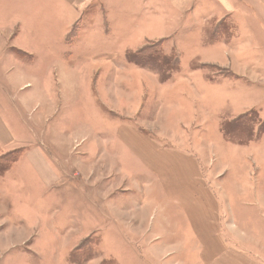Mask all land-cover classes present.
<instances>
[{
  "label": "rangeland",
  "instance_id": "obj_1",
  "mask_svg": "<svg viewBox=\"0 0 264 264\" xmlns=\"http://www.w3.org/2000/svg\"><path fill=\"white\" fill-rule=\"evenodd\" d=\"M50 2L52 1L25 0L24 3V0H0V57H11L14 116L16 117V124L12 123L15 131L14 136L17 137L24 131L23 141L29 142L7 151L0 150V156H2L0 157V175L6 170H13V164L16 161L19 164V160L22 158L20 168H22L24 176L20 177L19 169L18 172L16 171L17 174L19 173V178L16 179L17 181L20 179L21 183L26 182L25 186L21 184V195L23 199H27V194L33 192L27 189L33 187L32 179L36 182V186L39 184V181L35 179L36 176L34 177L32 174L30 163L24 157L28 151L32 152L35 148H39L44 153L52 154L51 164H55L57 174L63 171L57 165L59 159L66 164V167L72 169V171L70 170V180L73 185L69 188V196L58 192L65 202H74L70 205L69 212L71 214L68 219H65L64 225L70 227L74 232L75 230L78 232L77 236L70 240L67 233L59 236L61 240L59 257L65 264H92L94 262L97 264H195L198 247L196 240L188 233L189 227L185 220L186 216L183 217V214L177 212L168 214L172 215L173 228L176 226L179 229L175 230L177 238L174 237L173 240L165 238L167 228L163 223L158 228V233L162 235L161 238L153 241L152 227L156 217L155 213L159 208H163V203L160 200L163 194L161 188L163 180L155 172L142 169L139 163L131 162L132 164L129 165L125 155L130 157V154L122 146H119L121 150L119 149L118 153L116 147L107 146L105 143V137L110 138L115 132L114 120L118 124L125 119L131 121L123 112L126 104L122 100V94L134 98L132 101L134 103L133 110H136V106L141 103V108L138 107L139 112L132 121L135 126L138 124L139 129L142 127L140 121L143 120L145 127L150 128L155 123L166 122V124L164 123L167 125L166 127L173 130L176 120L181 119L183 126L182 128L176 127V134L173 132L164 135V138L169 141L166 145L175 150L177 147H185L189 150L188 152L192 151L194 156L198 157L204 170L203 174L207 175V178L205 176L206 185L212 191H214L216 183L214 176L217 174L223 176V182L226 177L236 175L239 176L235 177L236 180L246 188L264 187V110L263 112L259 109L252 110L256 112L253 116L256 124H251L249 129H252V135L249 133L236 137L242 141L250 137L253 139L243 145L232 142L231 133H227L226 138L224 131L228 129L229 122L235 118H228L223 112L225 108L221 106L220 98L206 94L203 84H206L207 81L197 80L198 86L192 91L189 79L191 72L194 71L193 68L198 66L193 61L196 53L191 51L192 48L190 42L186 40L187 37L183 40L178 38L179 47L175 48L180 54V70L178 72L173 71L164 59L157 68L153 69L149 65L138 64L139 59L136 53L142 45L141 42L120 41L117 44L107 42L106 45L103 43L104 35L102 37L100 29L94 28L86 32L97 21V15L100 16V11L94 10V7L76 15L74 14L75 9L67 5L65 0H55V3L52 4ZM63 7L68 9L64 11ZM91 9L92 11H90ZM42 11L44 21H42ZM37 12H39V22L35 16ZM52 14L56 15L54 20L53 16L50 17ZM8 16L11 19H8ZM20 16L27 19L26 27L45 25L46 30L51 31L45 35L53 44L42 46L43 54L40 59L30 60L31 56L16 45L21 42L28 46L34 44L35 38L29 32L25 37L18 36L19 40H13L14 30H18L20 25L9 27L8 21H20ZM113 16L117 19V23L114 25L116 31L123 32V19L113 12V15L110 16L112 21H114ZM100 20V25L103 28L104 20L102 17ZM112 24L113 22L110 25ZM211 26L207 31L208 39L211 38H209L210 31L214 29ZM225 26H230L228 21L218 24L215 30L219 28L218 36H221L222 40H229L231 34L222 32ZM64 27L66 29L65 41L61 39ZM176 27L177 25L174 24L172 28L176 29ZM177 30L179 34L184 32L179 28ZM83 36L84 38L78 42ZM93 40H95L96 46L94 50L86 43H91ZM164 41L159 40L149 44L160 43L163 56L172 58L171 40ZM61 54L63 57L57 59L55 55ZM68 64L75 71L70 70ZM208 68L211 80L225 74L215 67ZM111 85L114 86L117 113H111L110 117L112 118L113 115L115 118L106 121L107 118L104 116L102 108L101 115H97V104H100L97 99V91L99 90L100 96L105 99L106 88H110ZM69 87L79 88L80 101L75 109L70 112L58 110L52 119H43L38 125L30 122V119L39 118L41 115L44 117V107L38 110L36 96H39L40 99L43 96L49 97L55 102L60 89ZM32 93L34 98L31 97ZM24 98L27 101L22 104ZM8 118L12 120V116ZM61 122L65 124H61ZM75 124L76 126H73ZM76 127H79L89 139L73 140L69 147H66L67 149L64 148V145L62 146L57 140L63 135L75 134ZM104 127L107 128V131L102 132ZM223 128L224 130H222ZM35 134L39 141L41 143L43 141L45 144L37 145L38 141L35 145H30V140H33ZM49 139H53L54 143L47 145L45 140ZM68 152L71 155L66 154ZM123 153L125 155L122 156ZM99 155L103 156V164L99 166L100 170L84 174L81 166L94 165V160ZM113 158L114 161H112ZM93 168H97V166H93ZM225 190H227V186ZM51 194L56 195L55 191H52L47 194V197ZM87 196L90 197V200H96L97 203V206H92L94 210L91 211L94 231H91L92 233L73 250L75 243L83 237L81 230H78L81 227L79 216L83 213L81 212L83 208L78 205L77 201H85ZM152 203L157 206L156 211H152L150 207ZM99 207L106 208L109 214L113 212L114 207L119 212L122 211L125 228H119L121 226L118 225L119 221L115 216L108 215L113 219L110 223L105 218L102 221L96 212ZM149 207L148 222L141 221L140 225L137 214L140 216L139 219L145 218L144 214ZM102 222L103 228L109 227L110 232L105 233L101 230ZM137 223H139L138 229L141 231L139 236H137V232L135 234L133 232V226H136ZM260 226L264 227V224H260ZM6 228L8 227L6 226ZM87 228L88 225L85 227L86 231ZM117 230L123 231L128 240L127 245L119 240ZM180 240L182 241L181 248H177L176 244ZM172 243L173 246L170 245ZM55 254H50L49 259V253H46L48 264L54 263Z\"/></svg>",
  "mask_w": 264,
  "mask_h": 264
},
{
  "label": "crops",
  "instance_id": "obj_2",
  "mask_svg": "<svg viewBox=\"0 0 264 264\" xmlns=\"http://www.w3.org/2000/svg\"><path fill=\"white\" fill-rule=\"evenodd\" d=\"M51 1V4L55 3V0ZM65 1L67 5L75 9L74 14L76 15L86 12L92 7L95 8H93L94 10L100 11V16L97 15L96 18L97 21L86 32L94 28L100 29L102 37L104 35V42H102L106 45L108 43L117 44L120 41H136L141 42L140 49H142L149 43L171 40V53L176 52L180 56L175 48L176 46L179 47V39L183 40L187 37L186 40L190 42L191 51L196 53L193 61L198 66L192 67L194 71L191 72L189 79L192 91L198 86L197 80L207 81L206 84H203L206 94L220 98L221 106L225 108L223 112L228 118L233 119L255 109L263 112L264 0ZM67 9L63 7L64 11ZM113 12H116L118 17L123 19V32L116 31L114 25H116L117 19L113 16L114 21H112L110 17ZM41 14L42 21H44L43 11ZM35 16L39 22V12ZM52 16L54 20L56 15H50V17ZM100 17L104 20L103 28L100 25ZM8 19H11L10 16ZM19 19L20 21H8L9 27L20 25L18 30H14L13 40H19L18 36L20 38L25 37L29 32L35 38V43L31 46L23 45V42L16 45L31 56L30 60L40 59L43 54L42 46L53 44L45 35L51 31H47L45 25L26 27L27 19H24L23 16H20ZM225 21H228L230 26L223 27L222 32H229L231 34L230 39L222 40V37L218 36L219 28L216 30L215 38L208 39L209 26L213 25L211 27H214L210 31L212 36L215 27ZM112 22L113 24L110 25ZM174 24L177 25L176 29L172 28ZM178 28L184 32L179 34ZM65 30L64 27V33L61 37L63 41H65ZM83 38L84 36L78 42ZM94 42L95 40L86 43L88 46H92L94 50L96 48ZM55 56L57 59L63 57L62 54ZM0 60L3 61L2 63L0 61V75L3 76H0V150L7 151L29 142L23 141L25 138L24 131L17 137L14 136L15 131L12 123L15 122L16 124V117L14 116L11 57H0ZM67 66L70 70H74L71 65L68 64ZM208 67H215L226 75L223 74L211 80ZM2 79L4 81H1ZM113 87L111 85L110 88H106L105 99L107 100L102 99L99 90L97 91V99L100 102L97 104V115H101L102 108V112L107 118L106 121L115 118L113 115L112 118L110 117L111 113H117ZM78 92V87L60 89L57 102L52 101L49 97L43 96L40 99L39 96H36L38 110L44 107V117L41 115L39 118L30 119V122L38 125L43 119H52L58 110L70 112L75 109L80 101ZM31 97L34 98L33 93ZM122 98L126 104L123 112L131 121L125 119L118 124L114 120L115 132L110 138L105 137L104 140L107 146L116 147L118 153L121 150L119 146L129 152L130 157L122 154L128 158L129 165L134 162L139 163L142 169L155 172L163 180L161 187L163 194L160 198L163 208L157 210L154 203L150 206L152 211L157 210L152 227L153 241L161 238L162 235L158 233V228L163 223L167 228L165 238L172 240L174 237L177 238L175 230L178 231L179 229L176 226L173 228L172 215H168L169 212L171 214L177 212L183 214V217L186 216L185 220L189 227L188 233L196 240L198 253H196L195 264H264V227L260 226V224H264V187L246 188L236 180L235 177H239L236 175L226 177L223 182V176L217 174L214 176L216 183L214 184V191H212L206 185L205 176L207 178V175L204 176V170L198 161V157H195L192 151L188 152L189 150L185 147H177L175 150L166 145L169 141L164 138V135L173 132L176 134V127L182 128L183 126L181 119L176 120L173 130L166 127V122H164L165 124L155 123L148 128L145 127L142 120L140 121L142 124L141 131L138 124L136 126L132 124L133 118L139 112L138 107L141 108V103L136 106V110H133L134 103L132 101L134 98L127 94H122ZM26 101V98L22 99V104ZM10 115L12 120L8 118L11 117ZM63 123L61 122V124ZM75 129V134L63 135L57 140L62 146L64 145V148H68L73 140L89 139L79 127ZM105 131H107L106 127L102 129V132ZM38 141V136L35 134L33 140H30V145H35ZM45 142L47 145L54 143L53 139L45 140ZM40 144L45 143L39 141L37 145ZM24 157L30 163L32 174L34 177L36 176L35 179L39 181V184L36 186V182L32 179L33 187L27 189L33 192L27 194V199L22 198L21 184L25 186L26 182L21 183L20 179L18 181L16 179L19 178V173L17 174L19 169L20 177L24 176L22 168H20L22 158L19 160V164L17 161L16 164H13V170H6L0 175V264H48L46 253H49V259L50 254L58 253L55 254L53 264H65L59 257V248H61L59 236L67 233L70 240L75 238L78 232L77 230L74 232L70 227L64 225L65 219H68L71 214L69 212L70 205L74 202H65L58 195V192L69 196V188L73 185L70 180L72 169L66 167V164L59 159L57 165L63 171L57 174L55 164H51L53 155L48 152L44 153L39 148H35L32 152L28 151ZM94 163L91 166L88 164L79 166L82 167L84 174L94 170L99 171V166L103 164V156L96 157ZM93 166H97V168H93ZM125 167L123 168L125 169ZM225 185L227 190H225ZM52 191H55L56 195L51 194L47 197V194ZM77 203L83 208L81 211L83 213L79 216L81 227L78 229L81 230L83 237L75 243L73 250L92 233L91 231H94L91 211L92 206H97L96 200H90L89 196L86 197L85 201H77ZM150 207L146 209L145 218L139 219L140 216L137 214L140 225L141 221L148 222ZM106 210L103 207L96 209L99 218L102 221L105 218L110 223L113 219L108 215L115 216L118 218V225L121 226L119 228L124 229L125 222L122 221L124 219L122 211L119 212L114 207L113 212L109 214ZM87 225L88 233L85 230ZM103 225L102 222L101 230L105 233L110 232L109 227L105 229ZM138 226L139 223L133 226V232L134 234L137 232V236L141 233ZM117 233L119 240L127 245L128 240L123 231L117 230ZM181 242V240L177 242V248H181ZM170 245L173 246L174 244Z\"/></svg>",
  "mask_w": 264,
  "mask_h": 264
},
{
  "label": "trees",
  "instance_id": "obj_3",
  "mask_svg": "<svg viewBox=\"0 0 264 264\" xmlns=\"http://www.w3.org/2000/svg\"><path fill=\"white\" fill-rule=\"evenodd\" d=\"M216 36V30L214 32L212 31V36L210 35L209 38L212 40ZM162 45L160 43H155V44H148L146 47L139 49L136 53L137 58L139 59L138 64L147 66L149 65L150 67L157 68L158 64L160 65L161 61L164 59L170 66L171 69L175 72H178L179 66H180V56H178L177 53H173L172 58H167L164 57L162 54ZM156 71V70H155ZM256 112L250 111L247 113L242 114L238 118L233 119L231 122L228 124V129L224 131L225 137L227 138V133H231V140L232 142L243 145L245 144L248 140H252L253 138H248L245 140H240L237 137L240 135H246V134H251L252 135V129H250L251 124H256V120L253 119V116ZM261 126V125H260ZM224 130V128L222 129Z\"/></svg>",
  "mask_w": 264,
  "mask_h": 264
}]
</instances>
